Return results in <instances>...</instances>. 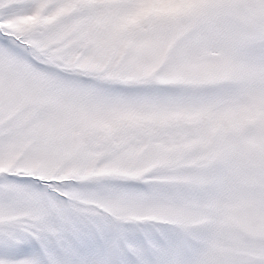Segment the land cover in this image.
<instances>
[{
	"label": "snow or ice",
	"instance_id": "1",
	"mask_svg": "<svg viewBox=\"0 0 264 264\" xmlns=\"http://www.w3.org/2000/svg\"><path fill=\"white\" fill-rule=\"evenodd\" d=\"M0 264H264V0H0Z\"/></svg>",
	"mask_w": 264,
	"mask_h": 264
}]
</instances>
